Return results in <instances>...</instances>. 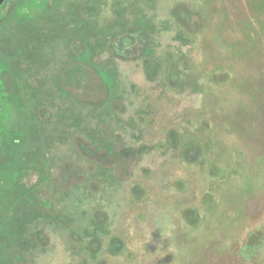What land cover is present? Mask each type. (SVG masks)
Returning a JSON list of instances; mask_svg holds the SVG:
<instances>
[{
  "label": "rangeland",
  "instance_id": "rangeland-1",
  "mask_svg": "<svg viewBox=\"0 0 264 264\" xmlns=\"http://www.w3.org/2000/svg\"><path fill=\"white\" fill-rule=\"evenodd\" d=\"M60 1L8 28L39 31L49 12L66 11ZM89 1L96 61L116 72L113 109L104 113L90 67L73 61L60 73L80 43L34 42L38 77L20 86H39L52 164L41 197L56 217L29 226L27 238H43L23 264H264V0ZM132 24L162 64L150 78L141 42L117 50L116 33ZM23 114L15 126L29 121ZM84 124L101 127L116 156L86 153Z\"/></svg>",
  "mask_w": 264,
  "mask_h": 264
},
{
  "label": "trees",
  "instance_id": "trees-1",
  "mask_svg": "<svg viewBox=\"0 0 264 264\" xmlns=\"http://www.w3.org/2000/svg\"><path fill=\"white\" fill-rule=\"evenodd\" d=\"M64 1L66 11H58V14L49 12L44 18V25H41L39 31L32 33H27L26 28L20 33L8 27L33 19L38 10L47 11L55 4L59 6L60 0H5L0 5V264H23L27 251L37 245V240L43 238L41 230H33L31 238H27L29 226L47 216L56 217L51 212L52 207L41 197L42 186L51 177L52 164L46 155L48 141L42 138L41 129L44 127L38 124L40 108L43 106L42 102H38L41 99L39 86H27L33 93H28L20 86L21 79L29 81L31 77L37 76L32 70L35 56L39 54L35 51L38 45L34 42L44 37L46 41L61 39L68 46L74 42L80 43L82 51L73 54L64 63L65 67L62 66L60 73L63 74L66 67L69 71L75 63L90 67L99 77L101 87L106 92L103 104H106L107 109L104 113L108 115L111 112L109 108L113 109L111 96L113 97L116 72L108 64L96 61V54L93 53L95 48L90 36H94V33L90 32L92 25L85 16L90 1L62 0ZM147 32L140 24L124 26L116 33V47L119 50L118 41L123 47L133 42H141L145 54V70L150 78L157 75L162 64L153 56L154 49ZM164 59L168 66L171 64L175 68L172 54L166 55ZM23 68H26L25 71L20 73ZM169 75L173 77L174 72ZM59 77L58 73L57 81ZM174 82L182 86L184 79L179 78ZM60 91L64 92L63 89ZM24 110L29 113V121H26L23 128L15 126L12 123L13 118L17 114H23ZM76 122L81 123L77 116ZM80 127L86 133V144L83 146L86 153L95 155L94 153L105 151L108 155L116 156L117 145L114 140L103 138L101 127L86 124ZM29 171L38 174L35 183L27 184L24 180ZM96 223L105 232H109L104 219ZM122 247L117 238L111 239L112 251Z\"/></svg>",
  "mask_w": 264,
  "mask_h": 264
},
{
  "label": "water",
  "instance_id": "water-1",
  "mask_svg": "<svg viewBox=\"0 0 264 264\" xmlns=\"http://www.w3.org/2000/svg\"><path fill=\"white\" fill-rule=\"evenodd\" d=\"M5 0H0V5L4 2Z\"/></svg>",
  "mask_w": 264,
  "mask_h": 264
}]
</instances>
